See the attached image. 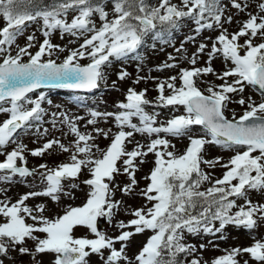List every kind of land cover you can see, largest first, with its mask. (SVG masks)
<instances>
[{
  "label": "snow or ice",
  "instance_id": "6c2138e0",
  "mask_svg": "<svg viewBox=\"0 0 264 264\" xmlns=\"http://www.w3.org/2000/svg\"><path fill=\"white\" fill-rule=\"evenodd\" d=\"M111 2L113 17L109 19V12L98 0H52L50 4H42L41 0H0V17L5 22V26L0 28V57H3L0 62V113L8 114V118L0 123V149L10 142L15 143L18 131L42 119L45 110L41 102L45 97L41 94L38 99L32 100L29 93L43 87L92 91L104 79L103 69L110 64V58L120 60L136 53L149 35L153 39L161 37L162 32L156 31L158 25L171 35L172 29L179 28V21L188 18L196 25L194 30L199 34L214 26L223 29V24H231L233 19L231 15L224 17L221 0H180L182 7L170 3V0H159L158 6H149L146 0ZM229 2L237 12H244L248 7L247 0ZM257 7L259 13H264V2ZM69 11L78 13L71 22L62 18ZM94 15L101 22L98 28L92 20ZM37 21H42L44 39L35 54L28 51L35 39V36L29 35L26 45L18 47L15 56L11 55L9 49L17 37L23 34L28 23ZM54 30L77 38L89 32L93 34L79 48L69 51L58 64L50 58L42 59L45 55L50 57L53 50L64 51L49 40ZM242 37L246 39L240 44ZM257 37L262 42L254 45L253 40ZM205 48V44H200L191 64H196L195 56ZM242 49L243 55L240 54ZM217 53L222 54L233 67L216 73L211 62ZM25 55L28 61L22 62ZM85 58L90 60L87 65L82 66L77 62ZM206 64L192 70L181 69L179 88L174 83L177 78L170 77L166 86L171 94L167 96L164 95L165 83L157 85L159 95L156 101L159 106H182L186 113L168 120L166 126L154 127L155 114L145 112L144 106L151 104L145 98L146 90L137 92L132 88L127 89L126 102L117 105L122 110L119 114L92 111L91 119L87 121L89 125L95 124L97 117L104 115L114 116L118 128L131 129L118 131L106 149L90 144L94 137L81 133L76 123L64 115L62 122L75 137L71 162L51 169L45 164L39 165L40 169H46L40 173L46 183L45 190L26 193L14 203L10 202V198L0 199V218H3V222H0V264H4V258L11 259L9 251H17L21 256L28 255L36 264H40L36 258L42 254H52V264H88L86 258L93 254L100 257L102 264H120L122 261L124 264H184L181 255L189 256L196 251L194 245L184 242L185 233L191 236L200 233L215 235L222 233L228 225L250 232L264 221V204H254L248 195L253 191L264 192V99L256 103L251 96L246 100L242 95L245 87L250 86L264 97V15L250 14L239 30L230 35L227 29H223L211 45ZM209 74L215 75L223 83L208 86L205 90L208 94L205 95L196 86L195 78ZM127 76V72L121 71L117 79L123 81ZM229 77L233 78L231 82L227 79ZM134 83H139V78ZM230 94L240 95V98L233 99ZM229 103L247 105V108L238 119L233 115V119L229 120L224 115ZM4 104H10V107H3ZM25 104L32 106L26 108ZM133 117H138L140 126L131 122ZM193 126H200L210 139L189 136V144L181 155L167 151L175 146L170 145L167 139L160 138L151 140L146 146L137 143L131 151L125 149V142L134 133L148 136L165 133L181 137L188 135ZM47 131L44 130L45 133ZM95 132L108 137V133L101 129H95ZM206 144L242 151H237L227 164L221 165L227 169L222 178L216 179L206 191H198L200 185L210 179L201 169V164L213 168L220 163L219 157L204 159L202 153ZM54 145L62 152L70 151L68 146L54 139L30 150V155L40 157ZM144 147L146 151L141 150ZM25 150V145L17 144L12 151L0 153L5 155L0 162V185H11L16 177L23 181V178L35 174L36 170L24 166L27 163ZM150 153L155 156L154 167L144 177L149 183L140 189L139 194L152 206L146 211L144 208L134 209L131 212L134 219L127 223H116L115 227L122 230L120 234L107 236L98 230V220L103 218L111 225L115 211L122 205L119 200L113 201V188L109 183L114 180V174H121L117 162L122 160V174L127 176L130 183L122 188L119 185L115 187L127 196L138 184L135 173L139 169L134 161L139 157V163L143 164L146 162L143 157ZM17 161L21 166H17ZM84 169L89 171L90 178L82 181L89 188L82 206L68 207L62 215L49 219L34 215L33 210L25 205V201L36 196L49 197L54 203L58 202L61 194L71 196V193L64 191L63 181L77 180ZM71 187L76 188L77 185L72 183ZM0 191L6 194L8 188ZM237 199L243 200L244 204L237 205ZM197 205L202 210L198 215H193L190 209ZM234 208L238 210L233 212ZM44 210L43 205L36 206L37 212L43 213ZM26 218L34 223H26ZM216 221L219 227H214ZM76 227L86 228L95 238H74L72 233ZM126 228H134V231H123ZM146 230L153 234L134 258H129L126 254L128 242L134 235ZM34 233L44 236L40 238ZM219 239L226 237L221 235ZM26 240L35 242L34 250L24 246ZM117 243L120 244L119 249L114 246ZM199 247L204 249L205 245ZM244 254L258 264H264V242L257 240L249 247L233 248L215 258L212 264H239L236 258ZM190 264L200 262L192 259ZM243 264H248V260H244Z\"/></svg>",
  "mask_w": 264,
  "mask_h": 264
},
{
  "label": "rangeland",
  "instance_id": "374dc122",
  "mask_svg": "<svg viewBox=\"0 0 264 264\" xmlns=\"http://www.w3.org/2000/svg\"><path fill=\"white\" fill-rule=\"evenodd\" d=\"M222 6L224 7V17L231 15L233 17L232 23H224L223 29H227L229 35L239 30L242 22L246 20L249 15H264V13H259L258 4L264 2V0H247L248 7L244 12H237L235 9L231 8L229 0H221ZM242 2V0H238ZM149 6H158L159 0H149L146 2ZM170 3L176 4L178 7H182L180 0H170ZM106 11L109 12V19L113 17L112 13V2L111 0L102 4ZM78 13L69 11V13L62 17L67 22H71ZM93 23L100 26V21L97 15L92 17ZM179 28L174 34L169 35L163 30L161 26L157 27L156 31L162 32V36L156 39L149 35L145 38L144 44L137 49L136 53L130 54L120 60L110 58V64L104 67V79L99 82L98 87L92 91H86L84 93L73 92L71 90L63 89H52V90H39L31 95L29 99L36 100L43 94L45 100L41 102V107L45 110L42 119L40 121L31 122V126L23 131H18L15 143H9L5 148L0 149V153H7L16 148L17 144H23L26 146L24 152L26 158V166L36 170L35 174L23 178V181L19 177L14 178V182L11 185H0V189L8 188L7 193L0 191V199L10 198V202L14 203L19 199L20 196L29 192H40L45 190L46 183L41 179L40 173L46 171V169H40L39 165L45 164L48 168H55L62 163H70V156L72 154V144L75 137L69 132L67 126L62 122L63 116L67 115L72 119L81 133L90 134L94 139L89 143L98 146L100 149H106L113 138V136L120 130L130 131L131 129L124 127L120 129L117 127L114 116L101 115L97 117L96 123L89 125L87 121L91 119L90 113L96 111L98 113H112L119 114L122 110L117 107L119 103L126 102L125 96L127 89L132 88L137 92L146 90V99L151 102V104L144 106L145 112L149 115L155 114L154 127L166 126L167 121L186 115L185 110L182 106H168L161 107L156 101V97L159 93L156 91V87L159 83H165L164 95L171 94V90L167 88V82L170 77H176L174 81L177 88L180 87L179 74L181 69L192 70L193 68H201L207 66L206 61L208 59V53L211 51V45L215 41V38L223 30L221 28L213 27V29H205L199 34L195 32L196 25L193 21L184 18L179 21ZM5 26V22L2 17H0V28ZM166 27V26H164ZM42 29V21L28 23L23 34L18 36L15 43L10 47V54L15 56L18 47H24L27 43V37L29 35L35 36L33 40V46L28 49L31 54H35L38 50L39 43L44 39ZM93 33L89 32L84 35H80L78 38L70 34H61L59 30H54L49 37V40L54 45H59L64 51L53 50L52 55L49 57L45 55L42 59H52L56 63H61L63 59L69 54V51L79 48L80 44L84 42L86 38H90ZM244 39L240 38L239 43L243 44ZM261 39L257 37L253 40V44H259ZM200 44H205L206 48L202 53L195 56L196 64L193 65L190 61L194 58L193 54L197 53ZM219 46V45H218ZM177 49H180L177 51ZM139 54V55H138ZM240 54H244V50L240 51ZM171 57V59H170ZM3 57H0V62H2ZM28 56L25 55L22 58V62H27ZM82 66L87 65L90 60L88 58L77 61ZM166 65H174V67H166ZM211 66L216 73H222L228 68L233 67L230 61H225L222 54L217 53L212 59ZM121 71L128 73V76L123 80L117 79V74ZM139 78V83H134L135 80ZM229 82L233 79L232 77L227 78ZM115 82V84L113 83ZM196 86L204 92L205 95L208 93L205 91L210 85H220L223 81L216 79L215 75L209 74L207 76L201 75L195 78ZM233 99H239L240 95L230 94ZM243 97L247 100L249 96L256 103H259L264 97L260 95L257 89L250 86L245 87V91L242 93ZM49 101L51 103L49 104ZM32 105L25 104L26 108H30ZM3 107H10V104H4ZM247 105L240 106L236 103H229L227 109L224 111V115L227 119H233V115L238 119L243 112L246 110ZM55 114V115H54ZM76 117H81L82 119H76ZM8 118L7 113H0V123ZM55 121V125L53 124ZM131 122L140 126L138 117H133ZM48 131L45 133L44 130ZM95 129H101L103 132L108 133V137L105 138L103 134L97 135ZM189 136H194L196 138L210 139L206 136L200 126H193L189 134L181 137H173L165 133L153 134L148 136L147 134L134 133L129 141L125 142L126 151H131L137 143L140 145H147L151 140L160 138L167 139L170 145L175 147H169L167 151L173 152L175 155H181L187 148L189 144ZM59 140L60 143L68 146L70 148L69 152H62L57 146H53L52 149L45 152L40 157H33L30 155V150L40 148L43 144L49 140ZM146 151V147L141 149ZM162 150V149H161ZM237 151H242V149H224L217 145L206 144L204 151L202 153L204 159H212L215 157L220 158V163L213 168H209L207 165L201 164V169L209 175L210 179L203 182L198 191H206L216 179L222 178L223 174L227 169L221 167L222 164H227L230 159L237 154ZM96 152V148H93V153ZM253 155H258V153H253ZM5 159V155L0 154V162ZM146 161L143 164L139 163L140 158L138 157L134 163L138 167V171L135 173V179L138 184L135 190L130 195H123L116 185L121 188L130 183L127 176L123 173L122 160L117 162V167L120 168L121 174H114V180L110 183V187L113 188V201L119 200L122 202L121 207L118 211H115L111 225L106 221L99 231H103L109 237H115L120 234L122 230L115 227L116 223L119 221H124L127 223L135 217L131 215L134 209L147 208L152 206L143 196H141L140 189H143L149 183L148 180L144 179L150 173V170L154 167L155 156L153 153L148 154L143 157ZM17 166H21L20 162L17 161ZM25 166V165H24ZM90 178V173L87 169H84L77 180L75 181H63L64 191L71 193V196H66L64 194L60 195L58 202H53L49 197L36 196L31 197L25 201V205L33 210L34 215H43L46 218L52 219L59 215H62L68 207H78L82 206L87 199V193L89 191L88 186L84 185L82 181ZM108 182V181H105ZM75 183L76 188H72L71 184ZM233 183H236L233 181ZM249 198L254 204H264V192H250ZM235 199V198H230ZM237 205H243L244 201L241 199L236 200ZM43 205V213L36 211V206ZM238 208L232 209L233 212L237 211ZM0 222H3V218H0ZM26 223L32 224L33 220L26 218ZM214 227H219V222H214ZM123 231H134V228H126ZM40 238H43L44 234L34 233ZM153 233L150 231H145L140 234L134 235L128 242V247L126 249V254L129 258H134L135 254L139 252L143 244L146 243L149 236ZM72 235L74 238H88L94 239L95 237L84 227H76L73 230ZM223 235L226 239H219ZM185 243H190L196 247V251L190 256L192 258H197L200 260V264H212V261L222 255L227 254V251L233 248H244L251 246L255 241L260 240L264 242V221L258 223V226L252 231L245 230L244 228L235 227L233 225H228L223 230L222 233H216L205 235L200 233L197 236H191L187 233L184 234ZM204 244L205 248L200 249V245ZM31 250H34L35 242L31 240H26L25 245ZM119 249L120 244L114 245ZM11 259L4 258V264H36L32 258L28 255H19L17 251H9L8 254ZM107 255V250H105V256ZM52 254H42L37 256V261L40 264H52L53 260ZM190 258V259H192ZM88 264H102L99 256L93 254L86 258ZM239 264H243L244 260H248V264H258V262L250 259L247 254L238 256L236 258ZM124 264V262H120Z\"/></svg>",
  "mask_w": 264,
  "mask_h": 264
},
{
  "label": "trees",
  "instance_id": "16d2710c",
  "mask_svg": "<svg viewBox=\"0 0 264 264\" xmlns=\"http://www.w3.org/2000/svg\"><path fill=\"white\" fill-rule=\"evenodd\" d=\"M202 210L201 206L200 205H197L196 208H193V209H190L191 213L193 215H198V214H195L197 212H200ZM181 260H183L184 264H189V262H186L187 261V256H184L183 254L181 255L180 257Z\"/></svg>",
  "mask_w": 264,
  "mask_h": 264
}]
</instances>
